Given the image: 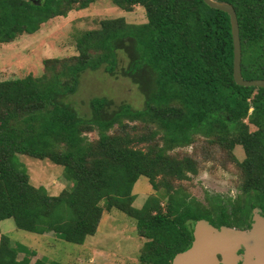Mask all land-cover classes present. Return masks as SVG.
Instances as JSON below:
<instances>
[{
    "label": "trees",
    "instance_id": "16d2710c",
    "mask_svg": "<svg viewBox=\"0 0 264 264\" xmlns=\"http://www.w3.org/2000/svg\"><path fill=\"white\" fill-rule=\"evenodd\" d=\"M214 1L230 4L236 12L242 77L264 79V0ZM75 2L80 10L96 0H0V45L35 33L46 20L66 16L60 5L70 7ZM113 3L126 11L139 4L147 22L101 21L100 29L78 39L79 55L68 66L57 63L60 69L55 74H50L54 63L46 60L41 77L0 81V222L12 219L18 230L41 236L52 233L82 245L96 233L102 213L114 209L135 220L138 235L148 240L142 261L171 264L176 254L191 246L197 221L205 220L215 228H242L241 216L245 225L252 211H264V88L234 82L226 13L202 0ZM125 43L130 63L124 74L138 86L144 107L122 104L109 114L105 108L110 101L94 98L90 101L93 115L79 117L61 97L75 91L80 73L87 68L105 63L106 71L112 73L117 46ZM97 48L102 52H89ZM124 119L157 126L163 145L154 142V131L149 137L131 136L130 130L138 125L123 123ZM246 119L255 131L249 132ZM94 124L100 127V136L88 142L81 133ZM114 124L115 132L108 133ZM201 131L213 142L225 144L228 151L235 145L243 148L246 158L238 163L243 171L242 192L246 196L253 192L256 199L230 212L218 205L215 218L205 207L180 202L169 194L164 210L154 195L135 207L132 190L140 178H147L155 190L160 186L169 190L164 179L181 181L197 173L193 160L172 159L167 151L187 145L190 135ZM142 142L145 147L138 148ZM19 155L61 166L70 187L55 196L44 187H34ZM158 177L163 181L156 183ZM34 254L0 231V264H62L48 259L32 263Z\"/></svg>",
    "mask_w": 264,
    "mask_h": 264
},
{
    "label": "rangeland",
    "instance_id": "374dc122",
    "mask_svg": "<svg viewBox=\"0 0 264 264\" xmlns=\"http://www.w3.org/2000/svg\"><path fill=\"white\" fill-rule=\"evenodd\" d=\"M28 1L36 3L42 0ZM124 4L128 7L126 1ZM77 6V2L70 7L63 3L59 9L66 10V16L46 20L37 26L35 33L23 34L9 44L0 45V81L28 75L41 77L46 73V60L54 63L50 74H55L60 69L57 68V63L68 66L66 63L79 55L76 47L78 39L87 31L100 29L101 21L123 19L127 25L147 22L145 9L139 4L131 6L130 11L121 9L113 0H96L80 10H77ZM126 48V43L117 46V62L112 73L106 71L105 63L97 69L87 68L80 73L75 91L61 97L79 117L88 118L93 115L90 101L94 98L110 101L111 104L105 108L109 114L122 104H128L133 109L144 107V98L138 86L124 74L130 63ZM97 49L89 52H102V49ZM122 122L138 125L135 131L130 130L131 136L149 137L153 131L156 132L154 142L163 145L160 138L163 133L157 126L126 119ZM244 122L247 124L248 120ZM247 125L249 132L256 130L253 125ZM116 127L114 124L107 130L108 133H114ZM89 128L90 130H84L81 135L91 142L100 136L101 129L95 124ZM137 145L141 149L145 147L143 142ZM167 155L178 160L188 157L197 165V173L187 174V178L181 181L164 179V182L171 186L169 190L160 185L159 189L155 190L147 178H140L132 190L135 207L140 208L148 197L154 195L159 198L160 206L164 210L166 202L170 201L169 194L180 202L205 207L210 211L212 218H215L218 205L226 207L227 212H230L237 205L246 208L249 202L252 203L256 199L253 192L248 194L250 198L242 192L243 171L238 167V163L243 162L246 155L240 145H235L228 151L225 144L213 142L212 137L205 136L201 131L192 133L187 145L172 148L167 151ZM18 157L26 167L29 181L34 187H44L47 193L53 196L70 187L71 183L65 181L61 166L48 159L38 160L25 155ZM161 181L163 178L156 179V183ZM243 217L241 216L239 222L241 226L245 223ZM236 229L241 230V227ZM0 231L15 244L25 245L34 251L35 254L30 257L32 263L37 259H48L62 264H149L141 260L147 251L148 240L138 235L135 220L114 209L102 213L96 233L87 237L82 245L55 238L52 233L41 236L18 230L12 219L1 221Z\"/></svg>",
    "mask_w": 264,
    "mask_h": 264
},
{
    "label": "water",
    "instance_id": "95a60500",
    "mask_svg": "<svg viewBox=\"0 0 264 264\" xmlns=\"http://www.w3.org/2000/svg\"><path fill=\"white\" fill-rule=\"evenodd\" d=\"M208 7L226 13L230 18L233 45V80L239 86L264 88V79L245 80L241 74L239 25L234 8L227 3L202 0ZM191 246L178 253L171 264H264V217L253 211L248 230L231 227L215 228L205 220L193 226ZM242 254L238 255V252Z\"/></svg>",
    "mask_w": 264,
    "mask_h": 264
},
{
    "label": "flooded vegetation",
    "instance_id": "af4514ba",
    "mask_svg": "<svg viewBox=\"0 0 264 264\" xmlns=\"http://www.w3.org/2000/svg\"><path fill=\"white\" fill-rule=\"evenodd\" d=\"M256 210H258L259 211V214L262 216V217H264V211H261V210H259V209H256ZM252 216H253V211H252V214L249 216V218H248V220H247V223L245 224V225H243L242 226V230H248V229H250L251 228V226H252ZM248 222H249V224H248ZM264 244V243H263ZM239 254H242V251H239L238 252V255ZM238 264H241V261L239 260L238 261Z\"/></svg>",
    "mask_w": 264,
    "mask_h": 264
}]
</instances>
